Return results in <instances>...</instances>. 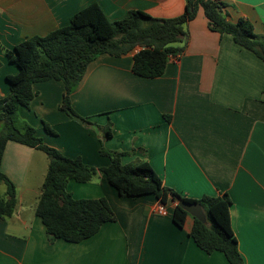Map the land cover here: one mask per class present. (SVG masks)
Returning <instances> with one entry per match:
<instances>
[{
  "label": "crops",
  "instance_id": "0c3cea01",
  "mask_svg": "<svg viewBox=\"0 0 264 264\" xmlns=\"http://www.w3.org/2000/svg\"><path fill=\"white\" fill-rule=\"evenodd\" d=\"M223 1L229 20L245 18L257 36L264 34V0ZM91 3L113 21L128 10L178 16L186 0H0V99L9 93L7 76L18 72L10 54ZM184 30L174 44L183 51L169 58L160 76L132 72L137 47L118 56L102 53L88 64L70 101L98 130L60 109L59 80L35 83L29 107L18 112L46 144L90 167L109 165L103 147L122 152V164L148 162L180 196L227 194L243 264H264V62L230 34L210 30L202 8ZM47 166L43 151L6 143L0 169L15 185L17 202L12 216H0V264H229L222 252L196 245L189 235L192 215L182 227L173 222L177 201L168 199L167 214L160 215L153 195L122 197L99 171L87 182L70 179L66 189L74 198H105L115 220L79 242L49 240L35 214Z\"/></svg>",
  "mask_w": 264,
  "mask_h": 264
},
{
  "label": "trees",
  "instance_id": "16d2710c",
  "mask_svg": "<svg viewBox=\"0 0 264 264\" xmlns=\"http://www.w3.org/2000/svg\"><path fill=\"white\" fill-rule=\"evenodd\" d=\"M226 6L223 0H186L184 11L178 16L158 18L140 10H128L122 18L110 21L97 3H91L76 12L68 24L46 35L28 38L15 55L10 54L18 72L7 76L9 93L0 99V164L8 141L34 147L46 154L47 172L40 186L35 214L41 219L49 240L79 242L95 234L103 223L115 220L105 198H74L66 189L70 179L87 182L99 171L122 197L153 195L161 204L179 198L199 203L207 222L194 218L190 237L207 253L220 251L229 264H243L231 226V200L227 194L204 196L198 200L180 196L163 185L148 162L136 160L122 164V152L103 147L100 154L108 156L110 163L96 169L86 165L80 157H68L46 144L29 123L22 128L16 124L19 107H29L35 96L33 85L59 80L64 85L60 109L98 130V125L74 111L70 101L88 64L102 53L118 56L142 46L133 55L132 72L146 78L160 76L169 58L183 51L184 46L174 44L184 39V24L195 17L199 8H202L210 30L230 34L235 43L264 62V34L257 36L252 23L245 18L229 20ZM44 127L55 134L46 123ZM104 134L110 136V129L105 128ZM0 183L6 185V197L0 195V216L10 217L16 209V187L1 169ZM187 215L186 210L175 204L172 220L178 227L184 225Z\"/></svg>",
  "mask_w": 264,
  "mask_h": 264
},
{
  "label": "water",
  "instance_id": "95a60500",
  "mask_svg": "<svg viewBox=\"0 0 264 264\" xmlns=\"http://www.w3.org/2000/svg\"><path fill=\"white\" fill-rule=\"evenodd\" d=\"M178 206L183 208L188 212V214L192 215L197 220L206 223V214L204 210L202 209L201 205L197 202H186L184 199L179 198L176 203Z\"/></svg>",
  "mask_w": 264,
  "mask_h": 264
},
{
  "label": "built area",
  "instance_id": "2783aa9c",
  "mask_svg": "<svg viewBox=\"0 0 264 264\" xmlns=\"http://www.w3.org/2000/svg\"><path fill=\"white\" fill-rule=\"evenodd\" d=\"M143 48L142 46H137L136 51H138L139 49ZM180 54L172 56V57H178ZM155 211L156 213L160 214V215H166L167 214V208L165 206V204H161V203H157L155 206Z\"/></svg>",
  "mask_w": 264,
  "mask_h": 264
},
{
  "label": "rangeland",
  "instance_id": "374dc122",
  "mask_svg": "<svg viewBox=\"0 0 264 264\" xmlns=\"http://www.w3.org/2000/svg\"><path fill=\"white\" fill-rule=\"evenodd\" d=\"M25 123H28V121H26L24 118H22L21 116H20V114H19V112H17V122H16V124H17V127L18 128H22L23 127V125L25 124ZM34 127V126H33ZM35 128V127H34ZM44 129H45V127H44ZM46 130V129H45ZM46 132L47 133H50V132H48L47 130H46ZM51 134H53V133H51ZM43 140V139H42ZM1 186V189H0V191L3 189V187H2V184L0 185Z\"/></svg>",
  "mask_w": 264,
  "mask_h": 264
}]
</instances>
